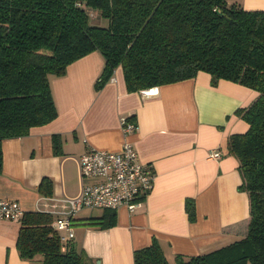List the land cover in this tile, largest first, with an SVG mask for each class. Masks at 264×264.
Wrapping results in <instances>:
<instances>
[{
	"label": "trees",
	"instance_id": "1",
	"mask_svg": "<svg viewBox=\"0 0 264 264\" xmlns=\"http://www.w3.org/2000/svg\"><path fill=\"white\" fill-rule=\"evenodd\" d=\"M91 51L104 60L96 90L120 66L128 91L205 71L211 85L226 79L257 92L235 110L247 130L226 142L227 154L238 160L237 188L249 200L247 217L226 226L232 240L195 255L175 254L170 261L152 236L133 251V264H264V11L245 9L239 0H0V174L2 141L56 117L50 77L65 74L68 64ZM61 141L60 134L52 135L55 154H61ZM50 185L43 177L39 190L50 194ZM186 209L193 221V200ZM19 222L15 245L21 259L93 262L73 240L60 241L50 213L23 211ZM88 222L113 226L115 210L104 208Z\"/></svg>",
	"mask_w": 264,
	"mask_h": 264
},
{
	"label": "crops",
	"instance_id": "2",
	"mask_svg": "<svg viewBox=\"0 0 264 264\" xmlns=\"http://www.w3.org/2000/svg\"><path fill=\"white\" fill-rule=\"evenodd\" d=\"M239 1L245 9L264 11V0ZM103 64L100 52L91 51L68 64L65 74L50 77L57 115L2 141L0 197L17 201L22 211L47 209L53 222L66 199L80 193L78 157L90 148L117 151L127 141L153 167L152 189L136 209H116L117 222L107 228L88 222L104 209L77 212L73 242L93 261L89 264H133V251L152 236L170 261L175 254L195 255L230 242L233 234L226 226L247 217L249 200L237 188L238 160L227 154L226 142L230 134L247 130L235 110L250 104L257 92L226 79L211 85L205 71L148 88L149 94L128 91L120 66L96 90ZM122 118L133 120L135 128L124 133ZM53 134L62 136L61 154L53 151ZM43 177L51 180L50 194L39 190ZM19 226L0 218V264H42L38 257H19Z\"/></svg>",
	"mask_w": 264,
	"mask_h": 264
},
{
	"label": "built area",
	"instance_id": "3",
	"mask_svg": "<svg viewBox=\"0 0 264 264\" xmlns=\"http://www.w3.org/2000/svg\"><path fill=\"white\" fill-rule=\"evenodd\" d=\"M141 91L149 94L152 90ZM120 122L124 133L135 128V122L129 118H122ZM78 167L80 193L66 199L65 209L57 211L52 222L62 243L73 240L75 216L82 208L116 210L124 206L132 211L141 206L154 181L153 167L142 162L134 146L127 141L117 151L88 149L78 157ZM41 210L52 215L47 209ZM22 213L17 201L0 197L1 219L19 221Z\"/></svg>",
	"mask_w": 264,
	"mask_h": 264
},
{
	"label": "rangeland",
	"instance_id": "4",
	"mask_svg": "<svg viewBox=\"0 0 264 264\" xmlns=\"http://www.w3.org/2000/svg\"><path fill=\"white\" fill-rule=\"evenodd\" d=\"M97 18V17H96ZM105 22H106V19H103V24H105ZM87 211V210H86ZM102 211V209L101 208H95V209H93V210H91V212H98V213H100ZM95 264H96V262H95Z\"/></svg>",
	"mask_w": 264,
	"mask_h": 264
},
{
	"label": "water",
	"instance_id": "5",
	"mask_svg": "<svg viewBox=\"0 0 264 264\" xmlns=\"http://www.w3.org/2000/svg\"><path fill=\"white\" fill-rule=\"evenodd\" d=\"M96 264H99V261H96Z\"/></svg>",
	"mask_w": 264,
	"mask_h": 264
}]
</instances>
